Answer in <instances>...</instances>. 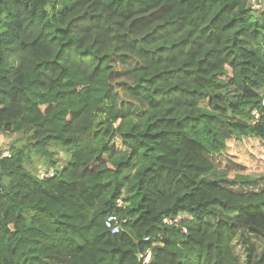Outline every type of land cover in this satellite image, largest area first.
<instances>
[{"label": "trees", "instance_id": "1", "mask_svg": "<svg viewBox=\"0 0 264 264\" xmlns=\"http://www.w3.org/2000/svg\"><path fill=\"white\" fill-rule=\"evenodd\" d=\"M263 93L250 0H0V264H264V186L213 158Z\"/></svg>", "mask_w": 264, "mask_h": 264}, {"label": "rangeland", "instance_id": "2", "mask_svg": "<svg viewBox=\"0 0 264 264\" xmlns=\"http://www.w3.org/2000/svg\"><path fill=\"white\" fill-rule=\"evenodd\" d=\"M256 1H258L261 9H264V0ZM228 71L231 72L230 69ZM18 138H22V136L18 134L0 136V154L4 150L11 149L15 142H18L19 145L27 143L26 139ZM51 150L54 153L49 155L51 157L49 159L52 160L54 157L57 164L56 166L53 165L54 167L50 166V169L61 168L70 159L69 154L60 147L55 146ZM31 154L33 160L28 168L42 177L48 171L46 159L36 155L37 152ZM213 158L219 171L225 172L228 179L233 180L237 174H243L257 181V183L250 184L241 182L231 184L233 189L244 191L264 186V142L256 138L237 139L233 137L229 140L227 150Z\"/></svg>", "mask_w": 264, "mask_h": 264}, {"label": "built area", "instance_id": "3", "mask_svg": "<svg viewBox=\"0 0 264 264\" xmlns=\"http://www.w3.org/2000/svg\"><path fill=\"white\" fill-rule=\"evenodd\" d=\"M250 1H251L252 8L261 9L258 1H256V0H250ZM262 102L264 104V93H263ZM254 114H255L256 118L259 117L258 111H254ZM9 156H10V151L9 150H7V151L4 150L0 154V157H9ZM53 174H54V171L51 170L50 172H46L43 176H50V175H53ZM119 204H122V201H120ZM180 220H181V216L176 217L175 219H172V220L165 219V222H167V223H173V222L174 223H179ZM121 224H122L121 220L116 215H114V214L108 215V217L106 219V226H107V228H109L111 230V232L113 234H117V233H119L122 230ZM183 233L187 234V229L186 228H183ZM150 258H151V253L149 252L145 256V262H149Z\"/></svg>", "mask_w": 264, "mask_h": 264}]
</instances>
